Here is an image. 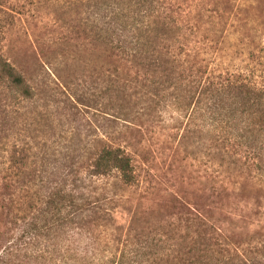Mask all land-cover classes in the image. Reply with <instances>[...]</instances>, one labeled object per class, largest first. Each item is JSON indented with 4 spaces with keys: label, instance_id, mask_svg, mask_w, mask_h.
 I'll use <instances>...</instances> for the list:
<instances>
[{
    "label": "rangeland",
    "instance_id": "obj_1",
    "mask_svg": "<svg viewBox=\"0 0 264 264\" xmlns=\"http://www.w3.org/2000/svg\"><path fill=\"white\" fill-rule=\"evenodd\" d=\"M242 5L239 21L227 22L226 67L264 89V0ZM0 58L37 89L23 100L0 82V255L13 247L32 256L5 264H36L51 248V202L59 193L66 215L71 172L91 168L105 145L125 148L138 175L131 188L87 182L105 195L99 215L112 221L100 223L113 252L144 246L165 264L203 215L224 222L247 264H264V130L216 197L209 119L185 117L161 88L146 87V0H0Z\"/></svg>",
    "mask_w": 264,
    "mask_h": 264
},
{
    "label": "trees",
    "instance_id": "obj_2",
    "mask_svg": "<svg viewBox=\"0 0 264 264\" xmlns=\"http://www.w3.org/2000/svg\"><path fill=\"white\" fill-rule=\"evenodd\" d=\"M161 1L146 0V87L155 91L161 88V100L173 98L185 117L209 119L213 191L220 197L229 189L227 174L232 165L240 164L246 142L253 149L259 126L264 130V89L236 74L232 76L226 67L227 22L239 21L244 0H191L192 4L183 0L178 6L155 5ZM0 82L17 91L23 100L36 97L35 82L3 58ZM71 175L63 196L67 213L62 216L61 196L56 194L49 228L53 243L51 248L39 250L36 264H155L156 254L144 246L113 252L107 243L109 234L103 230L107 226L100 223L112 221L110 213L99 215L105 211L100 202L105 195L89 191L87 183L94 179L103 188L117 179L125 187H134L138 175L127 150L105 145L91 168L72 171ZM196 221L197 229L187 237L191 238L189 245L185 250L169 248L172 251L166 254L165 264H247L242 251L230 247L222 220L207 221L202 215ZM13 257L19 262L32 259L9 247L0 255V264Z\"/></svg>",
    "mask_w": 264,
    "mask_h": 264
}]
</instances>
